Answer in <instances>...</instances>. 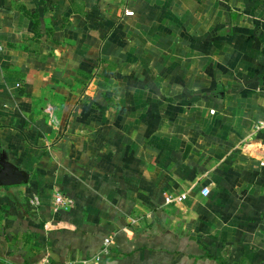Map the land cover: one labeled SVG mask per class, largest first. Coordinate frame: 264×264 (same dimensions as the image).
Segmentation results:
<instances>
[{
  "label": "crops",
  "instance_id": "0c3cea01",
  "mask_svg": "<svg viewBox=\"0 0 264 264\" xmlns=\"http://www.w3.org/2000/svg\"><path fill=\"white\" fill-rule=\"evenodd\" d=\"M0 45V264H264V0H0Z\"/></svg>",
  "mask_w": 264,
  "mask_h": 264
},
{
  "label": "built area",
  "instance_id": "2783aa9c",
  "mask_svg": "<svg viewBox=\"0 0 264 264\" xmlns=\"http://www.w3.org/2000/svg\"><path fill=\"white\" fill-rule=\"evenodd\" d=\"M127 15H132L134 12L132 10H127L125 12ZM1 49V45H0ZM256 128L261 130L264 129V120L259 121L257 123ZM204 195H208L210 193V187L205 186L202 190ZM187 198V192H181V193H170L166 195V203L167 204H178L183 202ZM73 205V200L68 197L64 192L61 190H56L54 196H53V206L55 209H68ZM115 243V239L112 236H108L100 249V251L91 257H85V258H79L74 261H68L63 264H98L101 260V258L104 255H108L111 253V249L113 244ZM44 264V263H39Z\"/></svg>",
  "mask_w": 264,
  "mask_h": 264
},
{
  "label": "water",
  "instance_id": "95a60500",
  "mask_svg": "<svg viewBox=\"0 0 264 264\" xmlns=\"http://www.w3.org/2000/svg\"><path fill=\"white\" fill-rule=\"evenodd\" d=\"M29 176L26 170L11 162L6 155L0 154V185L27 183Z\"/></svg>",
  "mask_w": 264,
  "mask_h": 264
}]
</instances>
